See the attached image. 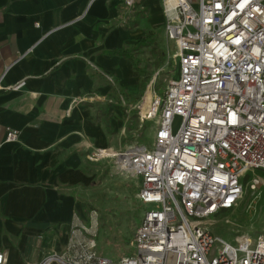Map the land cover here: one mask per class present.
I'll return each instance as SVG.
<instances>
[{"label":"built area","instance_id":"1","mask_svg":"<svg viewBox=\"0 0 264 264\" xmlns=\"http://www.w3.org/2000/svg\"><path fill=\"white\" fill-rule=\"evenodd\" d=\"M118 1L128 11L137 3ZM163 13L166 41L174 45L165 60L178 66L179 77L170 78L160 97L152 88L154 73L148 104L143 98L134 107L139 130L152 126L151 147L135 141L87 155L136 180L135 198L144 210L135 254L115 263L99 257L92 212L89 227L77 228L89 241L75 239L73 254H49L38 264H264V232L231 244L206 225L211 216L232 211L245 187L256 193L263 185L254 172L264 173V0H163ZM18 137L6 129L5 142ZM0 264H7L1 253Z\"/></svg>","mask_w":264,"mask_h":264},{"label":"crops","instance_id":"2","mask_svg":"<svg viewBox=\"0 0 264 264\" xmlns=\"http://www.w3.org/2000/svg\"><path fill=\"white\" fill-rule=\"evenodd\" d=\"M165 22L163 0H137L131 11L118 0H0V253L7 264L71 255L73 240L89 241L77 228L97 213L94 190L109 163L87 155L120 150L137 136L132 112L146 91L140 95L141 77L117 52L148 32L156 36L135 52L140 64L146 49L151 57L163 51L155 40H166ZM6 129L18 131L17 142H5Z\"/></svg>","mask_w":264,"mask_h":264},{"label":"rangeland","instance_id":"3","mask_svg":"<svg viewBox=\"0 0 264 264\" xmlns=\"http://www.w3.org/2000/svg\"><path fill=\"white\" fill-rule=\"evenodd\" d=\"M155 46L158 47L157 49L163 50L165 56L167 50L170 54L174 52L173 43L166 42L161 35L155 40ZM149 52V49L143 52L142 64L137 58H133L137 62L139 70V72H135L138 73L142 81L145 76L149 77L147 85L153 79L154 73L158 72L152 88L158 96L163 97L164 88L170 78L177 79L179 77V68L176 66L174 69L172 60L170 61L172 67L170 64L167 66L165 60L164 65L153 68L151 64L154 63V57H151ZM154 52L156 51L154 50ZM146 61L151 62L147 67L145 66ZM142 81L139 90L140 95L143 91ZM144 96L143 94L139 98V103ZM144 100L146 101V97ZM132 113L136 117L137 110ZM178 125L179 119H176L173 124L174 130ZM152 140V126L147 125L140 128L137 138L133 141L128 138L124 140V143L131 144L136 141L138 144L150 148ZM254 174L264 183V173L255 171ZM136 192V180L116 174L112 164L101 168L99 187L97 192L94 190L93 195L100 227L96 239L99 257H108L115 263L123 257H130L135 254V248L132 247L134 232L140 224L141 214L144 210L135 198ZM86 199L87 197H85ZM84 224L89 226L90 222L85 221ZM206 225L214 236L231 244H234V239L237 236L248 234L254 239L258 234L263 233L264 185L256 193L245 187L242 198L232 211L219 212L215 216H211L206 220Z\"/></svg>","mask_w":264,"mask_h":264},{"label":"trees","instance_id":"4","mask_svg":"<svg viewBox=\"0 0 264 264\" xmlns=\"http://www.w3.org/2000/svg\"><path fill=\"white\" fill-rule=\"evenodd\" d=\"M155 36H156L155 33L148 32L135 42V45L133 46L132 50H129V51L121 50V51L117 52V54L121 53L122 55H124L128 60H130V62L132 64L133 71L139 72L137 64H136L137 62H135V60L133 59V58H136L135 52L140 50L141 48L152 46L154 43V37ZM151 55H152V57H154V63H155L156 67H161L164 64L165 53L163 51H159V50H157L156 52L151 51ZM145 66L147 67V63ZM170 67H172L171 64H170ZM148 81H149V77L145 76L143 78V81H142L143 91L145 90L146 84Z\"/></svg>","mask_w":264,"mask_h":264},{"label":"bare ground","instance_id":"5","mask_svg":"<svg viewBox=\"0 0 264 264\" xmlns=\"http://www.w3.org/2000/svg\"><path fill=\"white\" fill-rule=\"evenodd\" d=\"M147 93H149V94L147 96H145L146 97V101L144 100V102H146L148 104V102H149V100L151 98V94H150V91L149 90L146 92V94ZM145 97H144V99H145Z\"/></svg>","mask_w":264,"mask_h":264}]
</instances>
